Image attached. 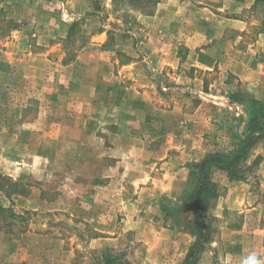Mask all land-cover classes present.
<instances>
[{
	"label": "rangeland",
	"instance_id": "374dc122",
	"mask_svg": "<svg viewBox=\"0 0 264 264\" xmlns=\"http://www.w3.org/2000/svg\"><path fill=\"white\" fill-rule=\"evenodd\" d=\"M200 1L222 8V68L201 69L180 40L197 28L180 5ZM242 3L0 0V264L185 259L192 164L236 148L264 103V4ZM244 166L245 179L213 171L195 264H264V139Z\"/></svg>",
	"mask_w": 264,
	"mask_h": 264
},
{
	"label": "trees",
	"instance_id": "16d2710c",
	"mask_svg": "<svg viewBox=\"0 0 264 264\" xmlns=\"http://www.w3.org/2000/svg\"><path fill=\"white\" fill-rule=\"evenodd\" d=\"M126 1L134 9L149 13V9L160 0ZM114 2L117 3L118 0H114ZM256 3L264 4V0H256ZM12 26L11 29H16L18 24ZM252 104L250 119L240 136L238 146L233 150L209 153L192 164L195 171V182L192 191L187 194L185 202L194 209L197 237L192 243L189 253L180 264H195L210 239L208 213L212 202L218 196V186L212 179L213 171L215 169L225 171L230 176L239 179H245L250 175V169L244 164L255 145L264 139V103L260 100H254ZM2 209L5 208L0 204V210ZM116 259L117 256L104 255L98 264H114Z\"/></svg>",
	"mask_w": 264,
	"mask_h": 264
},
{
	"label": "crops",
	"instance_id": "0c3cea01",
	"mask_svg": "<svg viewBox=\"0 0 264 264\" xmlns=\"http://www.w3.org/2000/svg\"><path fill=\"white\" fill-rule=\"evenodd\" d=\"M241 2H243V5L237 6L238 10H236L239 13L249 12L250 8L255 6L256 0H241ZM201 3V1L199 5L184 3L182 7L180 5V11L183 15L181 19L183 21L182 24H184L186 20L184 19L185 16L189 18L187 19V23H190L192 17H194L197 27L195 31H189L186 34L183 33L185 34V38L181 37L180 40L185 43L186 47L189 49L188 59L195 60L198 67L206 70H214L218 65L219 68H222L223 65H226L223 60H228L230 54L229 49L224 48L220 50V47L221 44L225 42L224 40H227L226 42L228 43L230 40L225 39L224 33L218 28V24L215 26L213 25V22L217 21L216 16L217 13H219L217 10H221L222 8L220 7L217 9L211 4ZM228 5L229 4H227V8ZM189 7H193L195 11L189 9ZM232 9L234 12V7H232ZM232 20L235 21V19ZM237 21L244 24V28L251 22L250 20L244 19V17H240ZM214 24L216 23L214 22ZM164 43L172 42L164 41ZM163 54H165L164 56L168 55V51L163 52Z\"/></svg>",
	"mask_w": 264,
	"mask_h": 264
}]
</instances>
